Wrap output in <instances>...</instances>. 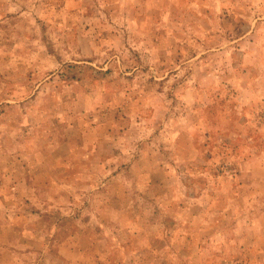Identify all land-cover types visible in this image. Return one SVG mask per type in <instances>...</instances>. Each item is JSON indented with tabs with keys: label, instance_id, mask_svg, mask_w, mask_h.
Instances as JSON below:
<instances>
[{
	"label": "rangeland",
	"instance_id": "1",
	"mask_svg": "<svg viewBox=\"0 0 264 264\" xmlns=\"http://www.w3.org/2000/svg\"><path fill=\"white\" fill-rule=\"evenodd\" d=\"M0 264H264V0H0Z\"/></svg>",
	"mask_w": 264,
	"mask_h": 264
}]
</instances>
